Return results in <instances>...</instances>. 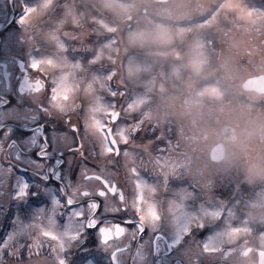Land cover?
I'll list each match as a JSON object with an SVG mask.
<instances>
[{"label": "rangeland", "instance_id": "obj_1", "mask_svg": "<svg viewBox=\"0 0 264 264\" xmlns=\"http://www.w3.org/2000/svg\"><path fill=\"white\" fill-rule=\"evenodd\" d=\"M213 1L169 0L153 4L149 0H132V3L131 0H73L75 24L84 14L90 21L98 19L89 7L90 2H95L104 13L105 28L90 32L87 47L74 42L72 54L60 46L63 37L58 30L46 40L56 48L52 56L59 57L55 64L57 76H53L58 94L68 101L79 94L85 98L90 113L100 111L90 118L91 130L93 119L100 118L102 123L104 112L105 121L110 123L108 114L117 102L113 89L121 91L120 105L129 97L126 106L121 105V120L113 124V134L120 140L119 128L127 125L126 134L134 136L127 145H122L120 158L128 189L136 188L135 193H139L135 197L138 204L134 206L142 211L151 206L144 196L157 193L158 173L153 171V181L145 180L141 186L133 183L135 178L127 169L136 167L147 178V168L158 160L156 164L176 173L179 180L181 175L198 179L202 208L199 212L186 210L185 218L212 225L209 228L213 230L212 239L206 241L203 236L202 244L207 242L216 251L237 232V227L231 228L230 224L238 223L240 228L249 230L242 222L243 208L239 213V203L235 202L242 200L244 187L255 190L259 178L264 176V104L249 95L251 101H248L240 89L245 78L264 74V0H225L208 20L184 28L141 14L142 8L150 11L157 8L179 18L203 12ZM133 10V18L138 19L136 24L128 28V21L120 20L116 25L117 19ZM167 18L165 21L169 22ZM43 30L52 31L45 27ZM71 36L76 39V32ZM136 127L140 128L139 134L132 131ZM154 133L156 140L151 142L138 139L139 135L154 136ZM217 141L225 144L227 150L220 163L205 157ZM193 153L202 159L200 171L195 167ZM181 158L185 159V167L176 164ZM175 184H169L172 191ZM228 192L234 196V202L230 203L233 209L228 207ZM190 197L193 200L194 194ZM169 200L175 205L179 202L173 192ZM178 219L170 218L168 225L179 223ZM40 239L44 244L42 254L47 255L48 242L43 237ZM81 243L96 264L109 262L105 250L98 251L95 244L84 240ZM71 250L76 255L84 254L79 247ZM120 259L123 264H134L131 250Z\"/></svg>", "mask_w": 264, "mask_h": 264}, {"label": "snow or ice", "instance_id": "obj_2", "mask_svg": "<svg viewBox=\"0 0 264 264\" xmlns=\"http://www.w3.org/2000/svg\"><path fill=\"white\" fill-rule=\"evenodd\" d=\"M21 7L23 12L17 18L18 24L29 10L27 4ZM16 39L14 33L6 34L0 30V67L6 76L4 87L0 88V97L4 100L0 102V153L4 154L0 158V192L11 182L15 189L11 198L27 202L29 195H35L31 193V187L36 181L40 182L36 186L41 192L45 191L46 185L56 184L58 188L46 200L37 199L35 207L29 204L27 218H22L19 213L13 216L9 210L12 228L0 236V264H96L89 258L82 240L95 244L98 251L105 250L110 264H123L120 255L131 248V240L140 247L139 242L145 237L144 243L153 245L157 264H167L160 255L165 248L169 252L180 248L184 239L195 231L212 227L204 222L193 223L183 229L182 235H169L159 227L161 217L151 207L142 211L140 207L126 203L124 186L109 177L118 174L122 167L120 158L122 145L128 143V126H120L119 142L113 135L114 129L104 126L101 131L105 140L101 147L88 138L87 128L82 136L81 129L70 119L65 122L54 119L46 102L30 103L26 98V77L29 70H39V61L33 56H6ZM10 64L14 71L9 70ZM13 80L16 81L15 91H12ZM55 91V86L48 89V100L54 99ZM109 115L113 124L120 122L119 112L113 111ZM65 123L70 125L69 131L61 133L59 128ZM92 127H96L95 121ZM132 131L139 133L140 128ZM86 145H91L88 156H85ZM123 151L127 155L126 149ZM66 152L71 154L67 159ZM26 160L34 163L29 165ZM126 171L135 178L134 184L143 186L146 177H142L140 169L133 167ZM22 173L28 175L18 179ZM73 174L75 181L70 179ZM88 182H95L99 187L89 188ZM128 192L129 199H133V189ZM212 235L208 232L206 241H210ZM125 236L130 240L118 250H106L110 240ZM40 237L48 242L47 255L42 254L44 244ZM73 247H79L84 254L68 255ZM25 248L27 260L22 258ZM202 249L205 254L215 251L207 242L202 244Z\"/></svg>", "mask_w": 264, "mask_h": 264}, {"label": "flooded vegetation", "instance_id": "obj_3", "mask_svg": "<svg viewBox=\"0 0 264 264\" xmlns=\"http://www.w3.org/2000/svg\"><path fill=\"white\" fill-rule=\"evenodd\" d=\"M149 1L153 4L159 3L155 0ZM218 2V0H214L205 10L211 11L215 9ZM24 4L29 6V10L24 15L23 21L18 24L17 18L22 14L23 9L21 6ZM89 7L92 9L93 13L97 14L98 19H92V21H90V18L84 14L77 18L78 21L75 24L73 0H0V30L6 34L14 33L17 38L11 46L10 52L5 53L6 56H18L20 58L33 56L39 61V70L35 72L29 70L26 77L25 91L27 94L26 98L29 102L34 105L46 102L49 106L48 110L54 119L60 120L61 122L70 119L72 123L77 124L81 129L82 136L85 134V129L87 128L88 138L94 139L95 144L102 147L105 138L104 135H102L103 133L101 129L106 126L104 119L105 112L102 115V123H100V118L93 119L96 122V127L91 130L89 126L90 118L91 116L94 117V115L100 111H93L90 113L89 106L84 97L77 94L74 100L70 99L71 101H68L63 99V97L58 94L59 91L56 90L53 94L54 99L48 100V89L56 86L53 76H57L55 74V64L59 57L52 56L53 49L56 48L53 43L48 42L46 39L58 30L63 37L60 46H65L71 54L73 53L72 48L74 42H78L81 46L84 45L87 47L89 41H91V38L88 40L90 32H101L105 28L104 23H102L104 13L100 10V5L95 2H90ZM157 10L161 13H157ZM147 11L149 12V16L153 17L157 22H160L156 19L158 17H163L165 19L167 16V19L174 17L166 10H160L157 8L151 9V11L147 10V8L141 9V13ZM133 12L135 11H130L127 16L122 19H117L116 25H119L120 20L121 22L128 21L126 24V27L128 28L132 26V24H136L138 19L133 18ZM199 15V13H196L189 16L179 17L178 19L180 21L194 20L197 19ZM43 27L51 29L52 31L46 32V30H43ZM117 27L118 29L119 27L121 28V26H116V28ZM119 31L120 30H117V32ZM74 32H76V39L71 36L74 35ZM92 37H95V35H92ZM116 37L117 36H114V38ZM60 58L63 59V57ZM9 70L14 71V66L10 64ZM0 77H4L3 79H0V88H2L6 81V76H4V70L2 67H0ZM116 78L117 76H114V80H116ZM15 89L16 81L13 80L12 91H15ZM113 90L115 98L117 99V102L115 101L114 111L120 112L121 105L119 103L121 102V91L119 89ZM246 93L255 95L259 101H263L264 103V94L259 95L253 91ZM0 102H4L3 97H0ZM69 127L70 125L65 123L64 126L59 128V131L61 133L68 132ZM166 128L168 131V127ZM156 135L157 134L155 133L154 136L139 135L140 137L138 136V139L144 142H151V139L156 140L154 139ZM70 138L71 134L69 133V139ZM133 138L134 136L130 133L129 139L132 141ZM192 139L193 138H191V140ZM117 141L119 142L118 139ZM89 150H91V145H86L85 156H88ZM16 154L19 155L18 152ZM3 155L4 154L0 153V158H3ZM70 155V153L66 152L65 158H69ZM78 155L79 154L77 153V157ZM191 156L195 161V167L200 171L202 162L200 155L193 153ZM205 157L209 158V153H206ZM91 159L92 157L89 156V160ZM176 159L178 161V158ZM180 160L181 161L176 164L185 167V159L181 158ZM157 161L158 160H156V162ZM156 162L151 164V168H147L146 180L149 183L152 182L154 179L152 172L156 171V173H158L157 193L151 192L147 194L144 196V200L151 204L149 207H151L154 212L160 215L161 220L159 221V227L162 231L169 235H182L183 229L187 225L200 222L199 219L185 218L186 210L188 212H199L202 208V197H200L201 187L198 184L199 181L194 178L192 180L190 178L186 179L183 175H181L179 180L176 173H169L167 169H163V165L156 164ZM25 163L31 165L34 162L26 160ZM124 171V168L120 167L118 174L110 176L109 179L118 181L124 186L125 202L132 204L129 199L128 185L125 182L128 179L126 178ZM23 175L27 176L28 174L22 173L18 179H23ZM70 179L75 181V175L73 174ZM39 183V181H36V184ZM170 183H176L173 191L170 189ZM36 184H33L31 187V193H34L35 195H29L27 202H17L15 199L11 198V194L15 190L14 185L11 182H9L4 190L0 192V209L3 210L0 212V236H3L6 230H11L12 228V223L8 218L9 210H11L13 216L19 213L22 218H25L29 204L35 207V201L37 199L46 200L48 195L55 194L58 188V185L56 184L46 185L45 191L41 192ZM86 186L92 189L99 187L95 182H88ZM254 188L255 190L249 191L250 187L249 189L244 187L245 191L243 192L244 196L242 197V200H237L235 202V204L237 202L239 203V213L240 209L243 208L242 222L248 226L249 230L240 228L237 226L240 225L238 223H236L237 225L230 224L231 228L234 226L237 227V232L229 237V241L225 247L219 249L220 252H217L219 250L212 252V256L216 255L215 260H212L214 257L205 254L202 250L203 236H206L208 232L213 231L209 228H205L201 231L197 230L192 236L186 237L180 248L173 249L170 252L165 248L160 254L163 260H165L167 264H264V237L262 236L264 235V176L259 178V185ZM135 190L136 188L133 191V204H138V202L135 201V197H137L139 193H135ZM170 192H173L174 197L178 199L179 202L177 205L170 203ZM184 193H186V195H184ZM191 193L194 194L193 200L190 197ZM185 196H187L188 200H185ZM227 197L228 207L233 209L230 203L234 202V196L232 193L228 192ZM170 218L173 220L179 218V223H174L172 226H169L168 220ZM129 240V236L122 237L119 240H110L106 249L110 250V252L118 250L121 245ZM144 240H147V237H145ZM144 240L139 242L141 245L140 247H137V242L135 240H131L132 246L128 250H131V258L134 260V264H157L158 258L153 252V245L151 243H144ZM21 242L23 243V241ZM222 250H224V252H221ZM126 252L127 251L121 253L120 257H123ZM22 253V258L26 260V249H23Z\"/></svg>", "mask_w": 264, "mask_h": 264}, {"label": "water", "instance_id": "obj_4", "mask_svg": "<svg viewBox=\"0 0 264 264\" xmlns=\"http://www.w3.org/2000/svg\"><path fill=\"white\" fill-rule=\"evenodd\" d=\"M165 1V0H158ZM242 88L244 90H254L258 93H264V75H255L244 80L242 83ZM112 121V117H111ZM224 156V146L222 143L216 144L210 153L212 160L219 161Z\"/></svg>", "mask_w": 264, "mask_h": 264}]
</instances>
